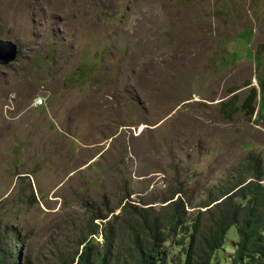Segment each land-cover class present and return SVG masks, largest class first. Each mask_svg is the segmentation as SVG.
I'll return each mask as SVG.
<instances>
[{
    "label": "rangeland",
    "instance_id": "rangeland-1",
    "mask_svg": "<svg viewBox=\"0 0 264 264\" xmlns=\"http://www.w3.org/2000/svg\"><path fill=\"white\" fill-rule=\"evenodd\" d=\"M0 39L19 46L0 64V226L28 263L71 259L96 214L94 242L108 222L124 248V201L159 211L179 190L191 223L239 179L264 187V0H0Z\"/></svg>",
    "mask_w": 264,
    "mask_h": 264
},
{
    "label": "trees",
    "instance_id": "trees-1",
    "mask_svg": "<svg viewBox=\"0 0 264 264\" xmlns=\"http://www.w3.org/2000/svg\"><path fill=\"white\" fill-rule=\"evenodd\" d=\"M256 98L254 91L243 104V108L251 115L255 111ZM236 110L228 114L231 116ZM258 182L239 179L219 199L202 206L204 211L197 210L191 223L185 221L188 211L184 204L187 200H183L180 195L174 196L179 190L165 200L168 203L161 206L159 211L153 206L138 208L124 201L120 213L136 217L131 222L130 238L124 248L114 249L111 224L108 222L102 232V248L98 242H94L91 235L98 232L99 225L93 220L107 218V215L96 214L91 221L94 228L78 242L80 251L75 252L71 259L64 258L58 264H167L168 253L164 245L171 234L182 231H186L187 235L182 233L183 237H180L179 244L185 245L180 250L184 255L181 264H212L214 254L223 248L226 234L232 226L237 227L239 237L232 264H264V187ZM239 197L245 201L243 205L235 202V198ZM204 215H211L213 224L202 234L200 218ZM10 234V227L0 226V264H30L22 250L23 240L18 235L15 236V242L21 248L17 251L15 243L8 239Z\"/></svg>",
    "mask_w": 264,
    "mask_h": 264
},
{
    "label": "water",
    "instance_id": "water-1",
    "mask_svg": "<svg viewBox=\"0 0 264 264\" xmlns=\"http://www.w3.org/2000/svg\"><path fill=\"white\" fill-rule=\"evenodd\" d=\"M19 56V46L11 40L0 39V64L9 65Z\"/></svg>",
    "mask_w": 264,
    "mask_h": 264
},
{
    "label": "built area",
    "instance_id": "built-area-1",
    "mask_svg": "<svg viewBox=\"0 0 264 264\" xmlns=\"http://www.w3.org/2000/svg\"><path fill=\"white\" fill-rule=\"evenodd\" d=\"M35 104L36 105H42L43 104V99L40 97V98H37V99H35Z\"/></svg>",
    "mask_w": 264,
    "mask_h": 264
},
{
    "label": "bare ground",
    "instance_id": "bare-ground-1",
    "mask_svg": "<svg viewBox=\"0 0 264 264\" xmlns=\"http://www.w3.org/2000/svg\"><path fill=\"white\" fill-rule=\"evenodd\" d=\"M204 75V74H203ZM208 77V76H207ZM204 78H206V77H204ZM203 80V79H202ZM141 130H142V128H141Z\"/></svg>",
    "mask_w": 264,
    "mask_h": 264
}]
</instances>
